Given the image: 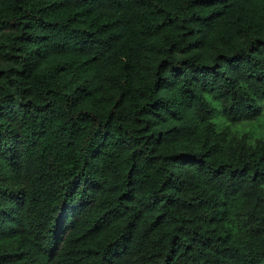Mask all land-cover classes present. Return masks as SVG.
Listing matches in <instances>:
<instances>
[{"label": "trees", "instance_id": "1", "mask_svg": "<svg viewBox=\"0 0 264 264\" xmlns=\"http://www.w3.org/2000/svg\"><path fill=\"white\" fill-rule=\"evenodd\" d=\"M264 0H0V264H264Z\"/></svg>", "mask_w": 264, "mask_h": 264}, {"label": "rangeland", "instance_id": "2", "mask_svg": "<svg viewBox=\"0 0 264 264\" xmlns=\"http://www.w3.org/2000/svg\"><path fill=\"white\" fill-rule=\"evenodd\" d=\"M253 132L256 134L264 135V119L263 117L260 120H256L254 122V126L252 128Z\"/></svg>", "mask_w": 264, "mask_h": 264}]
</instances>
